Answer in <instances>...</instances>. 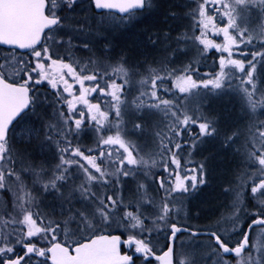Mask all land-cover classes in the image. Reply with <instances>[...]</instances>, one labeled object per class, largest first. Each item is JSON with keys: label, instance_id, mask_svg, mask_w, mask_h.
Instances as JSON below:
<instances>
[{"label": "snow or ice", "instance_id": "snow-or-ice-1", "mask_svg": "<svg viewBox=\"0 0 264 264\" xmlns=\"http://www.w3.org/2000/svg\"><path fill=\"white\" fill-rule=\"evenodd\" d=\"M161 7L0 0V264H264V0H183L144 32L158 55L117 51ZM207 146L236 165L201 227Z\"/></svg>", "mask_w": 264, "mask_h": 264}, {"label": "trees", "instance_id": "trees-1", "mask_svg": "<svg viewBox=\"0 0 264 264\" xmlns=\"http://www.w3.org/2000/svg\"><path fill=\"white\" fill-rule=\"evenodd\" d=\"M166 3L162 4L161 2V10L155 12L152 15H149L145 22L140 24L138 27L131 28L129 31L123 32V33H117L116 36V48L117 51L124 50L127 51L130 55H139L141 53L146 54V55H158V53L153 52L151 49H145L144 47V32L147 29H153V30H167L169 26L172 24V22L167 18L165 15V11L167 8L170 6L176 5L177 11L180 10V5L181 1L180 0H165ZM130 47L129 49L127 47ZM218 55L217 53H210V56H215ZM212 64L206 63L204 65V69L207 70L209 69ZM224 97V96H223ZM223 97L221 98H215L211 100L210 104H218L222 105L221 103L224 102ZM228 101V100H227ZM224 107V106H223ZM146 137V136H144ZM85 141V140H84ZM83 141V142H84ZM41 150L33 145L32 147L29 148V152L31 155L35 158H42V152L39 154ZM227 172L229 173L230 169L229 167L226 168ZM207 187V188H206ZM210 186L207 184L204 185L198 192L194 193L190 199L189 203L187 204L188 208L190 209L191 212L195 213L196 210L199 212V216L196 217V221H198V225L203 227L207 226L211 219L207 218L204 219L203 216L205 214H208L211 217H215L216 214L219 213L220 211V204L223 200V194L219 192V188L221 189L222 187H217V189H211L210 192L207 194V190L209 189ZM206 192V193H205ZM207 194V195H206ZM1 200L4 199L5 197L0 196ZM195 201V202H194ZM196 201L198 202L199 205H204L205 207H213L211 211L205 212L198 208L197 205H195ZM203 206V207H204ZM208 207V208H209ZM209 208V209H210ZM197 212V213H198ZM194 220V222H196Z\"/></svg>", "mask_w": 264, "mask_h": 264}, {"label": "rangeland", "instance_id": "rangeland-1", "mask_svg": "<svg viewBox=\"0 0 264 264\" xmlns=\"http://www.w3.org/2000/svg\"><path fill=\"white\" fill-rule=\"evenodd\" d=\"M162 4L166 3L165 0H161ZM181 3L183 2V0H180ZM255 25V20L253 21V26ZM117 36V34H116ZM128 49L130 48L129 46L127 47ZM212 59H215L213 56H211ZM208 64H212V60L210 59L208 62ZM211 66V65H210ZM225 99V100H224ZM224 102H222V105H218V104H209L206 105L207 107H210V110L216 112L219 114L220 118H221V123L224 125H229L232 123L233 119L235 118V116L238 113V102L235 96L229 94V95H225L223 97ZM228 100V101H227ZM224 106V107H223ZM134 139H136V142L139 143L141 145V147L145 148L146 151H150L151 150V138L149 136L146 137H134ZM85 144H90L93 143L91 138H86L84 141ZM208 149L210 151L213 152V154L215 155V159L212 161V166H211V170H210V174L208 176V183L207 185L210 186L209 189L206 191L207 194L211 191L210 188L212 189H217V187H222L224 185V178L228 175V172L226 170L227 167H229V169H234L235 165H236V161L233 159L232 155L230 153L228 154H224L221 152H218L215 148H213L212 146H207ZM39 154H41V151L39 152ZM209 154V152L206 150L203 155L207 156ZM44 153H42L41 156H43ZM197 159H200V156L196 157ZM207 188V187H206ZM205 192V193H206ZM219 192L223 194V188H219ZM206 194V195H207ZM191 197V196H190ZM186 201V208L187 211L189 213L190 216V222L193 225H198V221H196V217L199 216V212L196 210L195 213L191 212L190 209L188 208L187 204L190 202L189 199ZM1 200V198H0ZM195 202V201H194ZM195 205H197V207L205 212L211 211L213 207H205L204 205H199L198 202L196 201ZM204 206V207H203ZM198 212V213H197ZM219 215L216 214L215 217H211L208 214H205L203 216L204 219H211V221L209 223H211L217 216ZM194 220L196 222H194ZM260 240H264V237L259 238ZM258 242V238L257 237H253V243H257Z\"/></svg>", "mask_w": 264, "mask_h": 264}]
</instances>
